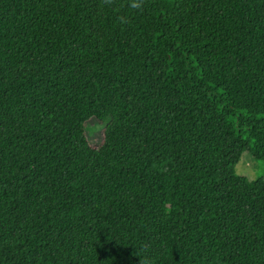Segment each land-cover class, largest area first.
I'll use <instances>...</instances> for the list:
<instances>
[{"label": "trees", "instance_id": "obj_1", "mask_svg": "<svg viewBox=\"0 0 264 264\" xmlns=\"http://www.w3.org/2000/svg\"><path fill=\"white\" fill-rule=\"evenodd\" d=\"M244 154L264 0H0V264H264Z\"/></svg>", "mask_w": 264, "mask_h": 264}, {"label": "rangeland", "instance_id": "obj_2", "mask_svg": "<svg viewBox=\"0 0 264 264\" xmlns=\"http://www.w3.org/2000/svg\"><path fill=\"white\" fill-rule=\"evenodd\" d=\"M104 129L105 125L96 120L87 123L86 131L91 145L100 146ZM235 172L238 176L249 181L264 180V162L254 160L249 154H244L237 164Z\"/></svg>", "mask_w": 264, "mask_h": 264}]
</instances>
